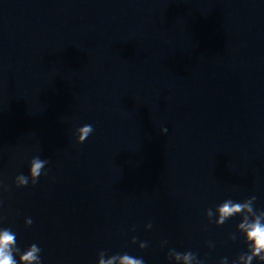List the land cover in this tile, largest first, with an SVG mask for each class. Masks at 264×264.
I'll list each match as a JSON object with an SVG mask.
<instances>
[{"label":"water","instance_id":"water-1","mask_svg":"<svg viewBox=\"0 0 264 264\" xmlns=\"http://www.w3.org/2000/svg\"><path fill=\"white\" fill-rule=\"evenodd\" d=\"M37 155L48 175L16 188ZM0 179L6 226L43 264L234 259L239 218L218 228L206 210L264 194L231 0H0Z\"/></svg>","mask_w":264,"mask_h":264},{"label":"clouds","instance_id":"clouds-1","mask_svg":"<svg viewBox=\"0 0 264 264\" xmlns=\"http://www.w3.org/2000/svg\"><path fill=\"white\" fill-rule=\"evenodd\" d=\"M94 133L91 124H84L76 128L74 136L77 144H83ZM168 128L163 127L161 134L166 135ZM49 164L47 159L34 156L29 161V172L27 175L21 173L15 177L16 188H26L30 184L34 187L38 184L41 176H47L46 166ZM6 190V186L0 179V193ZM257 196L251 195L243 200L225 199L214 208L206 210V218L209 224L216 227H223L227 222L239 218L236 223L235 232L229 234L228 241L235 243L237 240L243 245L244 250L229 260L228 257L221 258L217 264H264V207L257 205ZM4 201L0 198V264H43L42 248L36 243L21 248L17 244L18 233L11 226H6L5 217L2 214ZM33 219L26 217L24 226L31 228ZM153 224L149 221L145 225V230H151ZM131 231H136L135 227ZM131 243L138 244L140 250L149 247L147 241L139 240L137 236H132ZM209 251L215 249V242H206ZM168 245V240L160 241V248ZM167 264H209V257L206 253L201 258L198 252L191 249L178 251L175 248H168L166 254ZM97 264H146L143 257H136L129 253H115L109 255L106 251L98 253Z\"/></svg>","mask_w":264,"mask_h":264}]
</instances>
